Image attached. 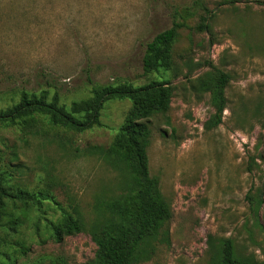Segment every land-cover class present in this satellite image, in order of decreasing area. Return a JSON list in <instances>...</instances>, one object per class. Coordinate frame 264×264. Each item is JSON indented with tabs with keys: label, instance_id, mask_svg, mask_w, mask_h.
Wrapping results in <instances>:
<instances>
[{
	"label": "rangeland",
	"instance_id": "1",
	"mask_svg": "<svg viewBox=\"0 0 264 264\" xmlns=\"http://www.w3.org/2000/svg\"><path fill=\"white\" fill-rule=\"evenodd\" d=\"M175 22L173 66L145 75L147 43ZM220 72L229 75L226 108L210 128L212 90L198 81ZM152 80L173 87L169 111L152 118L148 149L173 215L167 238L153 239L136 264H211L228 238L238 257L264 263V0H0V110L23 91H47L70 107L95 85ZM131 105L108 100L101 125L81 133L46 121L42 135L0 124V168L9 185L49 197L37 204L6 199L0 264L95 258L93 232L108 216L102 204L122 184L94 147L112 142ZM248 195L263 200L257 214ZM65 212L83 230L57 241L50 223Z\"/></svg>",
	"mask_w": 264,
	"mask_h": 264
},
{
	"label": "trees",
	"instance_id": "2",
	"mask_svg": "<svg viewBox=\"0 0 264 264\" xmlns=\"http://www.w3.org/2000/svg\"><path fill=\"white\" fill-rule=\"evenodd\" d=\"M180 26L175 22L147 43L143 56L145 75L160 69H171L174 63L173 45ZM228 81L229 75L225 72L198 81L203 90H212L216 112L210 121V128L222 122ZM169 82L152 80L139 86L131 82L95 85L92 96L75 100L70 107L59 104L57 95L49 98L47 91L41 95L23 91L19 102L0 110V124L18 125L24 134L42 135L46 132L43 127L45 121L54 128L81 133L101 125V110L108 100H131V108L112 142L108 146L94 147L95 152L118 172L122 187L102 204L108 216L93 232L98 246L95 258L82 264H136L149 256L153 239L158 240L160 235L166 239L169 234L172 208L161 190L160 179L151 174L148 154L152 118L166 114L171 107L173 87ZM47 198L42 192L11 187L6 171L0 168V226L6 199L37 204ZM247 198L252 211L257 214L263 200L256 195H248ZM9 224V228L14 230L18 223L14 219ZM50 226L57 241L83 230L81 221L67 212L58 222L51 221ZM22 248V253L26 254L28 248L24 245ZM211 264L264 263H259L254 255L238 257L234 242L228 238L221 240V248Z\"/></svg>",
	"mask_w": 264,
	"mask_h": 264
}]
</instances>
